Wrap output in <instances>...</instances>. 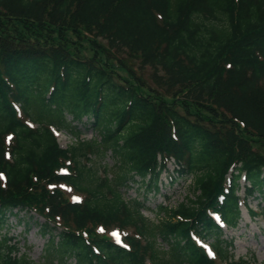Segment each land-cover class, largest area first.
<instances>
[{"label":"trees","instance_id":"obj_1","mask_svg":"<svg viewBox=\"0 0 264 264\" xmlns=\"http://www.w3.org/2000/svg\"><path fill=\"white\" fill-rule=\"evenodd\" d=\"M51 127L100 140L63 149ZM169 157L195 194L153 222ZM250 197L264 209V0H0V264H253L219 224ZM11 217L48 235L40 262Z\"/></svg>","mask_w":264,"mask_h":264},{"label":"rangeland","instance_id":"obj_2","mask_svg":"<svg viewBox=\"0 0 264 264\" xmlns=\"http://www.w3.org/2000/svg\"><path fill=\"white\" fill-rule=\"evenodd\" d=\"M153 72V68L145 67L144 74L150 83H152L151 79ZM157 73H160L158 69ZM82 130V134H84V136L80 137L88 139L87 141H91V138L94 137L95 133H93V131L89 129ZM55 135L57 137L58 144L62 148L71 146V142H75L73 135L64 129L55 131ZM86 156L87 158H89L90 156V160L100 165L101 168L102 166H105L107 168V165H111L112 163V160L108 158L107 155L100 157L96 153L89 152L86 154ZM174 167L175 165L169 162V172H163L161 174L162 183L160 184V192L148 193V197L145 202L146 208L143 209V215L153 222H156V218L158 217L156 211L158 205L162 204L176 206L179 203L186 201L187 198H193L195 194L194 189L192 188L193 178H191V175L183 177L178 176L174 182H171V179L176 176L174 171L172 170ZM239 185L240 186L238 189V194L243 197V189L245 185L243 179L240 180ZM63 188L69 194V197L72 200L80 199L83 197V195L78 194L68 186H63ZM121 190L124 192L125 198H132L136 196V190H134V186L129 190ZM142 196H139V199H141ZM258 201L259 199L257 197H250L247 200L250 208L252 209V212H258L255 214V216H253L252 213H248L245 207L241 205V216L237 226L235 228L224 227L222 238L233 241V248L231 249V251L235 259L244 258L245 260L253 264H264V209L263 203H258ZM260 210L262 211L260 212ZM10 224L11 225L10 229L8 230V234L12 238L20 242L19 246L21 253H26L34 263L40 262L43 254V246L48 236L42 235V233L39 231V227L35 224H32L31 222L30 226L27 228L23 224V222H17L14 217H11ZM106 235H109V237L114 236L116 240L119 239V236L116 235V232L109 233L108 231L106 232ZM158 243L160 247H166L161 239H158ZM204 246L206 247V245ZM206 248L209 249L208 247ZM210 254L212 253L210 252ZM68 264L73 263L71 261L68 262Z\"/></svg>","mask_w":264,"mask_h":264},{"label":"snow or ice","instance_id":"obj_3","mask_svg":"<svg viewBox=\"0 0 264 264\" xmlns=\"http://www.w3.org/2000/svg\"><path fill=\"white\" fill-rule=\"evenodd\" d=\"M117 236L119 235V234H116Z\"/></svg>","mask_w":264,"mask_h":264}]
</instances>
